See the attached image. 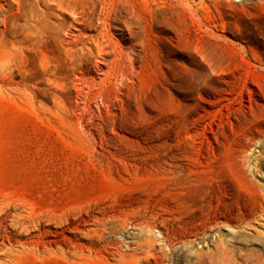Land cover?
I'll use <instances>...</instances> for the list:
<instances>
[{
  "label": "rangeland",
  "instance_id": "374dc122",
  "mask_svg": "<svg viewBox=\"0 0 264 264\" xmlns=\"http://www.w3.org/2000/svg\"><path fill=\"white\" fill-rule=\"evenodd\" d=\"M0 264H264V0H0Z\"/></svg>",
  "mask_w": 264,
  "mask_h": 264
},
{
  "label": "bare ground",
  "instance_id": "6f19581e",
  "mask_svg": "<svg viewBox=\"0 0 264 264\" xmlns=\"http://www.w3.org/2000/svg\"><path fill=\"white\" fill-rule=\"evenodd\" d=\"M1 63H3V58L2 57H0V72L3 71L2 69L4 67V65L1 66Z\"/></svg>",
  "mask_w": 264,
  "mask_h": 264
}]
</instances>
